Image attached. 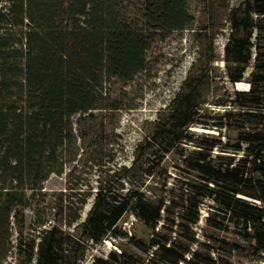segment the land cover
Wrapping results in <instances>:
<instances>
[{
	"label": "trees",
	"instance_id": "trees-1",
	"mask_svg": "<svg viewBox=\"0 0 264 264\" xmlns=\"http://www.w3.org/2000/svg\"><path fill=\"white\" fill-rule=\"evenodd\" d=\"M124 1L0 0V264L12 248L13 227L22 234L25 211L41 195L43 182L52 173L61 174L67 157L77 151L73 116L112 109L104 92L107 81L132 79L145 69L146 50L155 40L193 21L186 0H141L140 17L131 20L122 12ZM230 28L224 46V60L235 70L230 81L240 84L253 64L247 90L234 91L223 117L238 109L244 122L256 125L236 122L232 143L223 142L220 131L218 137L203 135L189 163L196 177L186 183L178 201L154 203L139 188L122 193L100 182L75 207L61 205L59 214L70 226L92 196L81 226L85 239L94 243L119 234L117 222L127 211L152 230L148 243L129 237L142 252L151 250L148 261L110 251L94 264H224L189 246L195 240L190 225L198 221L205 197L214 202L210 215L241 220L242 236L254 252L264 251V0H240L231 9ZM197 96L191 85L176 94L166 122L145 141L146 148L161 151L160 159L174 145L191 141L188 127L202 124L195 117ZM225 147L243 155L237 161L212 155L215 148ZM138 158L123 168L131 171ZM173 207L179 215H173ZM161 221L166 231L157 228ZM209 226L227 231L220 220ZM22 241L20 237L19 250L27 264H78L82 257L80 239L55 223L41 227L21 248Z\"/></svg>",
	"mask_w": 264,
	"mask_h": 264
},
{
	"label": "rangeland",
	"instance_id": "rangeland-1",
	"mask_svg": "<svg viewBox=\"0 0 264 264\" xmlns=\"http://www.w3.org/2000/svg\"><path fill=\"white\" fill-rule=\"evenodd\" d=\"M240 0H186L187 12L193 21L183 30L171 32L166 38L155 40L146 50V67L132 79L111 77L104 85L106 97L112 109L95 110L92 115L76 114L73 126L78 134L76 153L67 157L61 174L52 173L42 184L41 195L26 209L22 234L12 229V248L5 264H27L19 250L23 240L35 237L41 227L58 224L80 239L82 257L78 264H94L96 258H107L110 251L123 252L138 261H148L150 252H142L129 242L133 236L144 243L152 237L146 227L130 211L125 212L117 227L121 231L109 233L98 243L86 240L81 222L90 207L92 196L79 209V217L70 226L60 215V206L75 207L85 193L95 191L97 185H109L126 193L139 188L151 202L163 199L178 201L184 194L187 182L194 181L196 170L189 163L200 149L203 135L219 137L223 142L236 140V122L246 123L234 109L231 117H223L231 107L234 91L248 88L251 61L246 67L240 84L230 81L233 64L224 60V46L230 28V12ZM141 0H125L123 14L128 20L139 19ZM189 85L197 87L195 117L202 124L187 128L191 141L183 140L161 157L156 148H146L144 143L166 122L173 97L185 91ZM237 101V100H234ZM223 122V127L215 124ZM210 133V134H207ZM216 159L237 161L242 151L234 153L229 148H215ZM138 156L134 169L125 170ZM251 191H253L251 189ZM255 191V189H254ZM214 202L205 197L199 206V219L190 225L194 241L191 250L211 257L224 264H262L264 251L254 252L249 240L241 234L242 222L235 217L210 215ZM65 210V208H63ZM173 215L179 208L173 207ZM209 217V221H207ZM211 217V218H210ZM177 219H180L177 217ZM223 221L226 232H218L209 226L212 221ZM43 221V226L37 222ZM209 222V223H208ZM162 221L157 228L161 231ZM251 231V229H249ZM175 235V233H173ZM31 264H35L34 261ZM163 264V263H160Z\"/></svg>",
	"mask_w": 264,
	"mask_h": 264
}]
</instances>
